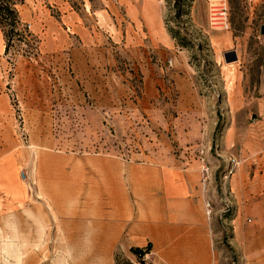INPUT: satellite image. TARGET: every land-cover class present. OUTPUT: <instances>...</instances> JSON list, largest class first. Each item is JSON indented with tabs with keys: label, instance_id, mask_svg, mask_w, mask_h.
<instances>
[{
	"label": "rangeland",
	"instance_id": "obj_1",
	"mask_svg": "<svg viewBox=\"0 0 264 264\" xmlns=\"http://www.w3.org/2000/svg\"><path fill=\"white\" fill-rule=\"evenodd\" d=\"M13 1L19 23L8 39L0 27V264L71 261L39 245L63 216L39 178L131 162L197 171L206 264H264V0ZM212 3L228 27L213 26ZM173 259L162 264L185 260Z\"/></svg>",
	"mask_w": 264,
	"mask_h": 264
},
{
	"label": "crops",
	"instance_id": "obj_2",
	"mask_svg": "<svg viewBox=\"0 0 264 264\" xmlns=\"http://www.w3.org/2000/svg\"><path fill=\"white\" fill-rule=\"evenodd\" d=\"M102 165H94L92 176L37 180L51 209L63 215L60 230L41 232V248L69 251L67 264H115L117 252L133 260L131 247L148 248L143 264L165 263L178 251L180 264H191L190 250L198 248L194 263H207L197 171L131 162L110 163L107 172Z\"/></svg>",
	"mask_w": 264,
	"mask_h": 264
},
{
	"label": "trees",
	"instance_id": "obj_3",
	"mask_svg": "<svg viewBox=\"0 0 264 264\" xmlns=\"http://www.w3.org/2000/svg\"><path fill=\"white\" fill-rule=\"evenodd\" d=\"M19 20L18 11L14 6V1L0 0V27L7 39L9 38V32L16 27ZM148 251V248L142 249L139 247H131L130 252L135 256V261L128 257L121 259L122 254L117 252L114 258L115 264H143L142 258Z\"/></svg>",
	"mask_w": 264,
	"mask_h": 264
},
{
	"label": "built area",
	"instance_id": "obj_4",
	"mask_svg": "<svg viewBox=\"0 0 264 264\" xmlns=\"http://www.w3.org/2000/svg\"><path fill=\"white\" fill-rule=\"evenodd\" d=\"M211 16H210V21L211 23L213 24V26H216V25H220V26H224V27H228V23H227V19H226V13L225 11H223L222 9H220V5L218 4H211ZM224 12V15H222ZM202 169V174L204 176V178L206 179L208 177V167L206 165H203L201 167ZM21 174L23 175V177H25V171L22 170L21 171ZM147 255L144 254L143 258H142V261H145V256ZM155 264H162V263H155Z\"/></svg>",
	"mask_w": 264,
	"mask_h": 264
},
{
	"label": "water",
	"instance_id": "obj_5",
	"mask_svg": "<svg viewBox=\"0 0 264 264\" xmlns=\"http://www.w3.org/2000/svg\"><path fill=\"white\" fill-rule=\"evenodd\" d=\"M260 33L264 34V23L260 24ZM236 58H237V54H236V51L234 49L224 52V59L226 61H230V60L236 59Z\"/></svg>",
	"mask_w": 264,
	"mask_h": 264
}]
</instances>
